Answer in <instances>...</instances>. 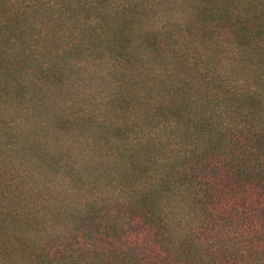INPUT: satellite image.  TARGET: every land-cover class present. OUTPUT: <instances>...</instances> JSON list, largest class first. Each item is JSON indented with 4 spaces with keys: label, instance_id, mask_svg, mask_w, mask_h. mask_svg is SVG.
Returning a JSON list of instances; mask_svg holds the SVG:
<instances>
[{
    "label": "trees",
    "instance_id": "obj_1",
    "mask_svg": "<svg viewBox=\"0 0 264 264\" xmlns=\"http://www.w3.org/2000/svg\"><path fill=\"white\" fill-rule=\"evenodd\" d=\"M0 264H264V0H0Z\"/></svg>",
    "mask_w": 264,
    "mask_h": 264
}]
</instances>
